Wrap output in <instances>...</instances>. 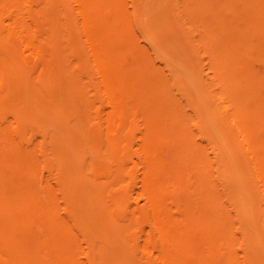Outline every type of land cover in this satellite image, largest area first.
Here are the masks:
<instances>
[{"label": "bare ground", "instance_id": "bare-ground-1", "mask_svg": "<svg viewBox=\"0 0 264 264\" xmlns=\"http://www.w3.org/2000/svg\"><path fill=\"white\" fill-rule=\"evenodd\" d=\"M0 264H264V0H0Z\"/></svg>", "mask_w": 264, "mask_h": 264}]
</instances>
